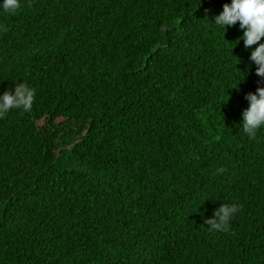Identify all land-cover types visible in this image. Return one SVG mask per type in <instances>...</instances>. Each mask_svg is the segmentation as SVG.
Here are the masks:
<instances>
[{
	"label": "trees",
	"instance_id": "16d2710c",
	"mask_svg": "<svg viewBox=\"0 0 264 264\" xmlns=\"http://www.w3.org/2000/svg\"><path fill=\"white\" fill-rule=\"evenodd\" d=\"M20 3L0 93L36 96L0 119V264H264V128L240 126L264 79L213 24L230 0Z\"/></svg>",
	"mask_w": 264,
	"mask_h": 264
},
{
	"label": "clouds",
	"instance_id": "9594fccd",
	"mask_svg": "<svg viewBox=\"0 0 264 264\" xmlns=\"http://www.w3.org/2000/svg\"><path fill=\"white\" fill-rule=\"evenodd\" d=\"M20 7V0H0V10L4 13H14ZM237 22L239 29L243 30L239 39L243 40L244 48L250 50L249 60L255 65V74L264 79V42H261L264 38V0H230V3H225L222 11L214 17L213 24L225 32L226 26L231 27ZM4 31H7L6 27L0 24V32ZM253 45L256 47L251 48ZM239 73L242 74L240 82L244 73ZM35 96L34 88L24 82L15 83L12 90L0 93V119L12 109L30 111ZM245 99L248 107L241 113L240 126L248 139L255 140L257 132L264 128V86H258L255 93L246 94ZM217 171L223 172L224 169L218 168ZM239 210L240 206L236 203H222L213 215L205 220L208 230L229 231L230 223Z\"/></svg>",
	"mask_w": 264,
	"mask_h": 264
}]
</instances>
